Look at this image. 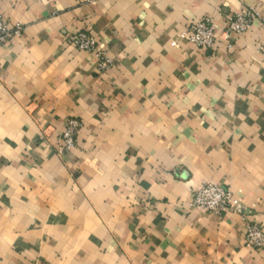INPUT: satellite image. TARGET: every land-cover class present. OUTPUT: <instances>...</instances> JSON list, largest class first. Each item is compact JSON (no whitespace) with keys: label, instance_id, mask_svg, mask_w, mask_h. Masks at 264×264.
<instances>
[{"label":"crops","instance_id":"0c3cea01","mask_svg":"<svg viewBox=\"0 0 264 264\" xmlns=\"http://www.w3.org/2000/svg\"><path fill=\"white\" fill-rule=\"evenodd\" d=\"M242 7L251 28L224 40ZM0 264H264V0H0ZM211 49L182 33L202 17ZM86 32L110 59L72 47ZM81 127L61 148L66 122ZM212 183L240 214L191 206Z\"/></svg>","mask_w":264,"mask_h":264},{"label":"built area","instance_id":"2783aa9c","mask_svg":"<svg viewBox=\"0 0 264 264\" xmlns=\"http://www.w3.org/2000/svg\"><path fill=\"white\" fill-rule=\"evenodd\" d=\"M257 13L252 7H242L232 18L228 19L220 32L221 37L229 41L233 35H240L247 32L252 25ZM22 26H9L6 20L0 15V46H5L12 38L19 37ZM182 38L197 49H211L217 39V30L210 17H202L199 21L191 24L182 33ZM67 43L78 50L94 54L98 57V70L107 69L111 61L105 52L98 46L96 39L86 32H76L65 35ZM81 127L77 119H69L66 122L62 135L61 148L68 151L74 148L77 133ZM191 206L201 211H206L212 215H219L225 211H235L240 214V205L233 199L231 192L220 185L207 183L202 188L192 194ZM244 242L250 249L264 248V229L259 225H249L245 233Z\"/></svg>","mask_w":264,"mask_h":264}]
</instances>
